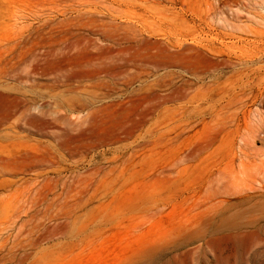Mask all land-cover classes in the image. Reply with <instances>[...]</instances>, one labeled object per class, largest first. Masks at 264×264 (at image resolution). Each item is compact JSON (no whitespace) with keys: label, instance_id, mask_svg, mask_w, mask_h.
I'll list each match as a JSON object with an SVG mask.
<instances>
[{"label":"rangeland","instance_id":"obj_1","mask_svg":"<svg viewBox=\"0 0 264 264\" xmlns=\"http://www.w3.org/2000/svg\"><path fill=\"white\" fill-rule=\"evenodd\" d=\"M216 4L0 0V264H264V0Z\"/></svg>","mask_w":264,"mask_h":264},{"label":"bare ground","instance_id":"obj_2","mask_svg":"<svg viewBox=\"0 0 264 264\" xmlns=\"http://www.w3.org/2000/svg\"><path fill=\"white\" fill-rule=\"evenodd\" d=\"M217 2H218V4H216L215 6H214V11L210 14L211 16L212 15H217V14H219V13H223V9H227V10H230V8H231V6H232V4H235V5H238V4H240V2H241V0H217ZM193 13L195 14V12L193 11ZM196 15V14H195ZM258 233H256L255 235L254 234H250V235H254V236H257L258 237V239H257V241L258 242H263L264 241V239L263 238H261V237H259L260 235H257ZM246 236H247V234H246ZM215 239V238H214ZM213 239V240H214ZM201 241H203V244H202V246H210V241H208L207 239H204V238H201L200 239ZM224 243V242H223ZM232 247V246H231ZM230 247V248H231ZM234 248V247H233ZM227 251V250H226ZM235 251V250H234ZM232 252V251H231ZM218 253V252H217ZM225 254V253H224ZM250 257V256H249ZM252 257V256H251ZM253 261V260H252ZM256 262V261H255ZM258 262H259V260H258Z\"/></svg>","mask_w":264,"mask_h":264}]
</instances>
